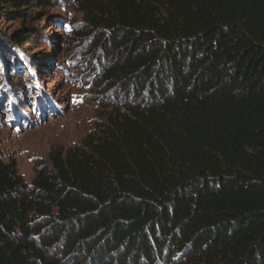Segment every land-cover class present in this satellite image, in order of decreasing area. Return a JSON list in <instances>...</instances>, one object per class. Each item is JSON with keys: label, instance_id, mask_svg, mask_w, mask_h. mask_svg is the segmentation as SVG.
I'll return each instance as SVG.
<instances>
[{"label": "trees", "instance_id": "1", "mask_svg": "<svg viewBox=\"0 0 264 264\" xmlns=\"http://www.w3.org/2000/svg\"><path fill=\"white\" fill-rule=\"evenodd\" d=\"M74 1L113 98L29 182L0 158V264H264V0ZM47 5L0 0L17 43Z\"/></svg>", "mask_w": 264, "mask_h": 264}, {"label": "rangeland", "instance_id": "2", "mask_svg": "<svg viewBox=\"0 0 264 264\" xmlns=\"http://www.w3.org/2000/svg\"><path fill=\"white\" fill-rule=\"evenodd\" d=\"M49 1L27 7L40 20L21 45L12 38L20 22L0 16V158L14 163L26 182L92 133L101 103L113 98V91L96 86L91 41L76 33L85 27L76 2Z\"/></svg>", "mask_w": 264, "mask_h": 264}]
</instances>
